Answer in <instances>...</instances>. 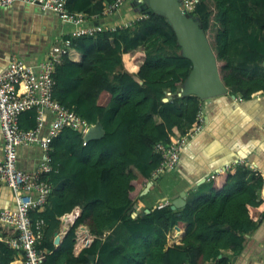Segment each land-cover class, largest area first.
<instances>
[{
	"label": "trees",
	"instance_id": "1",
	"mask_svg": "<svg viewBox=\"0 0 264 264\" xmlns=\"http://www.w3.org/2000/svg\"><path fill=\"white\" fill-rule=\"evenodd\" d=\"M105 1L111 0H68L67 8L91 18ZM130 5L133 14L146 16L126 28L70 37L69 53L55 66L54 96L89 123H102L105 134L86 142L80 131L64 128L52 142L53 170L46 177L53 185L49 199L58 201L32 212L33 219H45L42 264H228L221 251L238 252L264 212L258 194L263 177L248 166L222 171L209 182L208 195L180 208L130 212L160 165L156 144L185 134L203 101L178 95L192 61L182 55L166 17L147 12L139 0ZM192 14L203 24L230 91L251 98L264 90V0H198ZM25 115L35 126V110ZM77 206L82 214L57 247L60 217ZM81 225L95 239L75 256ZM176 226L186 236L169 246ZM16 252L0 242V264H11Z\"/></svg>",
	"mask_w": 264,
	"mask_h": 264
},
{
	"label": "crops",
	"instance_id": "2",
	"mask_svg": "<svg viewBox=\"0 0 264 264\" xmlns=\"http://www.w3.org/2000/svg\"><path fill=\"white\" fill-rule=\"evenodd\" d=\"M114 19L118 20V15ZM68 28L70 29L59 20L58 15L43 10L38 5L17 1L10 6L0 7V72L8 67L12 55L37 65L56 40L67 34ZM202 108L204 128L189 138L177 168L154 180L134 212L156 208L159 203L172 201L183 191L187 193L186 203L206 196L210 193L212 174L241 164L260 173L264 181V90L255 92L251 98L229 91L203 100ZM53 119V113L47 111L43 136L48 134ZM155 120L160 122V116L155 115ZM20 124L23 128H31V115L21 118ZM3 146L0 127V159L3 157ZM42 154L38 145H21L18 148V166L31 171L39 164ZM258 194L264 201V182ZM54 201H58V198L51 196L48 205ZM15 206L16 198L12 188L0 185V209ZM81 214L82 208L77 206L71 213L60 217L61 223L56 234L61 235V241L56 244L57 247ZM14 232L13 228H8L4 234L9 236ZM185 236L186 229L178 230L174 227L168 236V245L181 244ZM94 239L95 236L87 225L79 226L74 255L79 256L91 246ZM243 239L238 252L223 249L219 257L227 258L228 264H264V212L259 217L256 228L245 234ZM11 264H23V255L16 252ZM205 264L219 263L216 259H211Z\"/></svg>",
	"mask_w": 264,
	"mask_h": 264
},
{
	"label": "built area",
	"instance_id": "3",
	"mask_svg": "<svg viewBox=\"0 0 264 264\" xmlns=\"http://www.w3.org/2000/svg\"><path fill=\"white\" fill-rule=\"evenodd\" d=\"M17 1L51 11L58 15L63 24L70 27L67 34L56 40L37 65L12 55L8 67L0 72V127L4 139L3 157L0 159V185L12 188L16 198L15 208L0 209V242L7 243L21 253L23 264H42L43 256L38 244L44 236L45 219L42 216L33 219L32 212H40L45 208L53 190L52 183L46 177L53 170L52 142L64 128L80 131L85 140V134L95 125L64 106L54 96L55 66L69 53L70 37L96 36L99 32L126 28L146 14L131 13V18L128 13L124 14V5H129L132 0L106 1L102 13L91 18L84 13L70 11L67 8L68 0H0V7L10 6ZM197 1L181 0L189 13L194 11ZM117 15L118 20H115ZM31 109L36 112V124L31 128H23L20 124L21 116ZM47 111L53 113L54 119L48 134L43 136ZM203 115L201 108L197 120L185 134L156 144L155 149L161 155V162L154 172V179L177 168L189 138L204 128ZM21 145H38L43 151L39 164L31 171L18 166V148ZM220 173L221 171L214 173L210 178ZM168 204L171 201L165 200L158 207ZM8 228H13L15 232L5 235L4 231Z\"/></svg>",
	"mask_w": 264,
	"mask_h": 264
},
{
	"label": "water",
	"instance_id": "4",
	"mask_svg": "<svg viewBox=\"0 0 264 264\" xmlns=\"http://www.w3.org/2000/svg\"><path fill=\"white\" fill-rule=\"evenodd\" d=\"M140 2L147 12L153 11L166 17L177 36L182 55L192 61V69L178 95H196L201 100H207L229 93L230 89L222 80L217 56L200 19L187 12L181 0H140ZM169 99L170 97L164 98L165 101ZM104 134V126L98 122L85 134V141L99 139ZM154 180L147 184L141 195L149 191ZM186 196V191H183L174 197L171 207L177 209L185 205ZM134 210L135 207L130 212L137 216L138 213ZM150 211L151 209H146L141 215ZM176 229L180 230V227L176 226ZM60 241L61 235L57 233L54 242L59 244ZM89 258L93 261L95 256L90 255Z\"/></svg>",
	"mask_w": 264,
	"mask_h": 264
},
{
	"label": "rangeland",
	"instance_id": "5",
	"mask_svg": "<svg viewBox=\"0 0 264 264\" xmlns=\"http://www.w3.org/2000/svg\"><path fill=\"white\" fill-rule=\"evenodd\" d=\"M140 1V0H139ZM132 9H133V7L130 5V6H128L127 4L126 5H124V7H123V13L124 14H126V13H132ZM193 13V11H190V14H192ZM193 15V14H192Z\"/></svg>",
	"mask_w": 264,
	"mask_h": 264
},
{
	"label": "bare ground",
	"instance_id": "6",
	"mask_svg": "<svg viewBox=\"0 0 264 264\" xmlns=\"http://www.w3.org/2000/svg\"><path fill=\"white\" fill-rule=\"evenodd\" d=\"M76 212V211H75Z\"/></svg>",
	"mask_w": 264,
	"mask_h": 264
}]
</instances>
